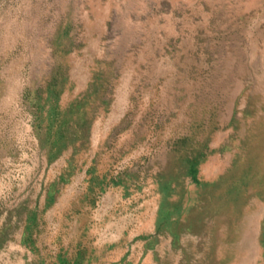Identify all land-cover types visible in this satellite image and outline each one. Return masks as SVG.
<instances>
[{"label": "rangeland", "instance_id": "374dc122", "mask_svg": "<svg viewBox=\"0 0 264 264\" xmlns=\"http://www.w3.org/2000/svg\"><path fill=\"white\" fill-rule=\"evenodd\" d=\"M0 264H264V0H0Z\"/></svg>", "mask_w": 264, "mask_h": 264}]
</instances>
